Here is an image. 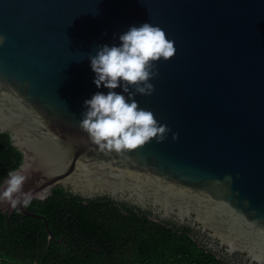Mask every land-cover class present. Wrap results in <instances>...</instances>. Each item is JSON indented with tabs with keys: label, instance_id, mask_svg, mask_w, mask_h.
I'll return each mask as SVG.
<instances>
[{
	"label": "water",
	"instance_id": "water-1",
	"mask_svg": "<svg viewBox=\"0 0 264 264\" xmlns=\"http://www.w3.org/2000/svg\"><path fill=\"white\" fill-rule=\"evenodd\" d=\"M145 22L175 52L134 99L170 131L99 149L79 127L98 91L88 57ZM0 36V132L22 153L32 199L61 185L131 202L264 264V0H0ZM13 209L53 239L43 217L0 199V212Z\"/></svg>",
	"mask_w": 264,
	"mask_h": 264
},
{
	"label": "trees",
	"instance_id": "trees-1",
	"mask_svg": "<svg viewBox=\"0 0 264 264\" xmlns=\"http://www.w3.org/2000/svg\"><path fill=\"white\" fill-rule=\"evenodd\" d=\"M8 132H0V185L22 162ZM26 210L43 219L0 212V264H237L186 224L161 219L106 195L84 197L61 185Z\"/></svg>",
	"mask_w": 264,
	"mask_h": 264
},
{
	"label": "clouds",
	"instance_id": "clouds-1",
	"mask_svg": "<svg viewBox=\"0 0 264 264\" xmlns=\"http://www.w3.org/2000/svg\"><path fill=\"white\" fill-rule=\"evenodd\" d=\"M3 42L0 36V44ZM174 52L173 41L166 38L163 29L148 22L129 26L118 35V43L97 46L88 60L94 74L92 83L98 91L83 101L79 121L92 145L120 154L153 138L156 142L165 139L170 129L159 123L150 110L139 107L134 97L153 92L150 81L157 75L155 62L168 60ZM101 88L106 91H99ZM118 88L120 91H116ZM172 138L176 139V133ZM25 181L20 169L9 170L0 199L12 208L27 206L32 196L23 190Z\"/></svg>",
	"mask_w": 264,
	"mask_h": 264
},
{
	"label": "flooded vegetation",
	"instance_id": "flooded-vegetation-1",
	"mask_svg": "<svg viewBox=\"0 0 264 264\" xmlns=\"http://www.w3.org/2000/svg\"><path fill=\"white\" fill-rule=\"evenodd\" d=\"M128 203L132 204L131 202H128ZM196 230L198 231L199 234H202L203 236H205L204 239L208 242V244H209L210 247H213L214 250L219 251L221 253V255L227 257L231 262L233 261V263L235 262L237 264H250L249 261L243 255H240L238 253H234L232 255H229L228 253H226L225 249L223 247H220L218 245V242L216 240H213L208 235L207 232H202L199 229H196Z\"/></svg>",
	"mask_w": 264,
	"mask_h": 264
}]
</instances>
